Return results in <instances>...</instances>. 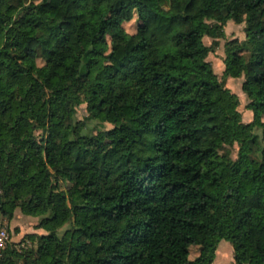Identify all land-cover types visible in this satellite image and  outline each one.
<instances>
[{"label": "trees", "instance_id": "16d2710c", "mask_svg": "<svg viewBox=\"0 0 264 264\" xmlns=\"http://www.w3.org/2000/svg\"><path fill=\"white\" fill-rule=\"evenodd\" d=\"M0 185V264H264V0H0Z\"/></svg>", "mask_w": 264, "mask_h": 264}, {"label": "rangeland", "instance_id": "374dc122", "mask_svg": "<svg viewBox=\"0 0 264 264\" xmlns=\"http://www.w3.org/2000/svg\"><path fill=\"white\" fill-rule=\"evenodd\" d=\"M137 22L135 19L124 22L122 24V28L108 36L107 42L109 48L116 47L120 45L130 34L136 32ZM234 40L239 43L245 41V33H244V24H236L232 21L227 22L224 26V36L217 39L216 44H214L213 51H210L207 54L206 60H208L213 67L214 72L218 76L220 80L225 81V86L229 88L233 93H235L239 100L240 104L238 109L242 113V123H249L253 119V113L250 110L246 109V104L248 103L247 96L244 92V77L232 78L228 77L226 79L223 78L224 71V63L223 58L224 47L226 41ZM204 43L208 46H212L213 39L210 37L204 38ZM85 105L80 106L77 109L76 116L78 119H83L86 115ZM97 122L89 123V127L94 129L97 127ZM109 127V125H106ZM257 133H260V130H256ZM236 152V148H235ZM234 152V153H235ZM38 218L36 215H24L19 210H16L14 216L9 221L11 239L16 243L20 242L25 235L29 233H45V230L42 228H37ZM198 252V247L193 246L191 248V257H195ZM215 264H233V246L230 242L226 240H222L219 242L216 256L214 260Z\"/></svg>", "mask_w": 264, "mask_h": 264}, {"label": "built area", "instance_id": "2783aa9c", "mask_svg": "<svg viewBox=\"0 0 264 264\" xmlns=\"http://www.w3.org/2000/svg\"><path fill=\"white\" fill-rule=\"evenodd\" d=\"M1 193H2V189L0 185V197H1ZM7 226H8V222L0 211V252L3 249H5V247L12 240ZM21 246H24V243Z\"/></svg>", "mask_w": 264, "mask_h": 264}]
</instances>
